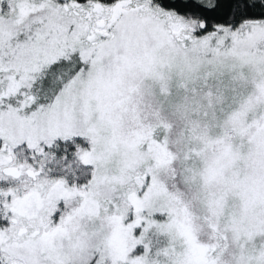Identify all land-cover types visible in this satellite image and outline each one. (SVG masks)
<instances>
[{
  "label": "snow or ice",
  "instance_id": "1",
  "mask_svg": "<svg viewBox=\"0 0 264 264\" xmlns=\"http://www.w3.org/2000/svg\"><path fill=\"white\" fill-rule=\"evenodd\" d=\"M0 264H264V0H0Z\"/></svg>",
  "mask_w": 264,
  "mask_h": 264
}]
</instances>
